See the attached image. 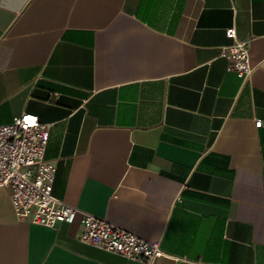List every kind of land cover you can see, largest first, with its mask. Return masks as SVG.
Returning <instances> with one entry per match:
<instances>
[{
	"label": "crops",
	"instance_id": "1",
	"mask_svg": "<svg viewBox=\"0 0 264 264\" xmlns=\"http://www.w3.org/2000/svg\"><path fill=\"white\" fill-rule=\"evenodd\" d=\"M232 27L264 61V0H0V125H52L54 196L160 242L153 264H264V66L228 71ZM80 221L20 222L0 187V264H146Z\"/></svg>",
	"mask_w": 264,
	"mask_h": 264
},
{
	"label": "built area",
	"instance_id": "2",
	"mask_svg": "<svg viewBox=\"0 0 264 264\" xmlns=\"http://www.w3.org/2000/svg\"><path fill=\"white\" fill-rule=\"evenodd\" d=\"M226 36L232 43L222 47L221 56L228 71L249 79L264 61L253 62L249 43L238 38L236 28L227 29ZM262 125L261 120L256 122V127ZM51 126L33 113H23L0 125V187L9 190L17 219L55 228L59 223H74L80 215L79 239L83 244L146 264L167 256L160 242H150L54 196L57 165L46 158Z\"/></svg>",
	"mask_w": 264,
	"mask_h": 264
}]
</instances>
